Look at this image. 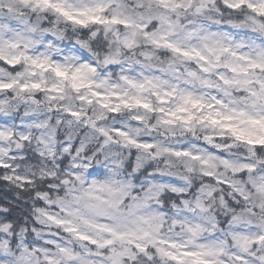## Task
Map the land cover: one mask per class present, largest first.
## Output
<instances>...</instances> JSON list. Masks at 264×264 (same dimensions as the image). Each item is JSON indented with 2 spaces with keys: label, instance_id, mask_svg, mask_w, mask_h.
<instances>
[{
  "label": "snow or ice",
  "instance_id": "obj_1",
  "mask_svg": "<svg viewBox=\"0 0 264 264\" xmlns=\"http://www.w3.org/2000/svg\"><path fill=\"white\" fill-rule=\"evenodd\" d=\"M0 189V264H264V0H0Z\"/></svg>",
  "mask_w": 264,
  "mask_h": 264
},
{
  "label": "trees",
  "instance_id": "obj_2",
  "mask_svg": "<svg viewBox=\"0 0 264 264\" xmlns=\"http://www.w3.org/2000/svg\"><path fill=\"white\" fill-rule=\"evenodd\" d=\"M3 195H4L3 190L0 189V197H2ZM9 195H11V194H9Z\"/></svg>",
  "mask_w": 264,
  "mask_h": 264
}]
</instances>
